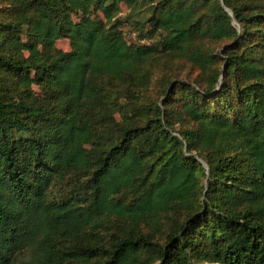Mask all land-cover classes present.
<instances>
[{"label":"trees","instance_id":"16d2710c","mask_svg":"<svg viewBox=\"0 0 264 264\" xmlns=\"http://www.w3.org/2000/svg\"><path fill=\"white\" fill-rule=\"evenodd\" d=\"M206 263L264 264V0H0V264Z\"/></svg>","mask_w":264,"mask_h":264},{"label":"rangeland","instance_id":"374dc122","mask_svg":"<svg viewBox=\"0 0 264 264\" xmlns=\"http://www.w3.org/2000/svg\"><path fill=\"white\" fill-rule=\"evenodd\" d=\"M125 11H126L125 7H123L122 15L125 13ZM80 16H81L80 14H76V15L73 16V18L77 20V19L80 18ZM123 30H124V36H125L127 42L128 43L135 42V37H134L135 33H131L129 28H128V26H124ZM55 45H56L57 48L62 49V50H68L69 49V43H68V41L66 39H59L58 41H56ZM180 65L183 67L184 70H187L188 74H191V73L195 72L194 70L191 71L189 69V66L186 67L182 63H180ZM30 254H31V252L29 251V249H27L24 252L23 256L24 257H28V256H30ZM206 264H208V263H206Z\"/></svg>","mask_w":264,"mask_h":264}]
</instances>
